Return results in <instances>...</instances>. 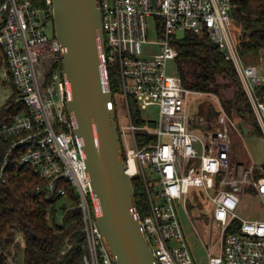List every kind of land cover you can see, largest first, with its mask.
<instances>
[{
  "label": "built area",
  "instance_id": "1",
  "mask_svg": "<svg viewBox=\"0 0 264 264\" xmlns=\"http://www.w3.org/2000/svg\"><path fill=\"white\" fill-rule=\"evenodd\" d=\"M99 5L106 38V50L101 54L104 81L111 89L110 67L116 66L129 115V124L117 119L121 145L128 167L134 163L129 174H141L147 187L151 213L141 216L137 205L135 209L158 263L197 264L178 208L182 203L187 210L190 195L198 198L199 191H204L212 205L208 264H264V218L250 219L239 212L248 192L260 199L264 209V162L236 157L237 139L232 132L242 137L241 121L218 96L215 124L192 110L194 100L207 91L190 88L178 73L169 72V61L179 54L178 33H207L238 69L264 136V70L242 61L239 41L232 32L235 3L99 0ZM151 17L157 23L156 40L149 36ZM49 22H53V0L42 5L34 0H0V88L8 91L12 87L10 93L0 92V109L12 105L20 109L12 121L0 118V145L7 143L0 177L11 158L19 154L21 163L33 166L50 180L51 193H66L58 180L71 183L78 195L89 249L85 263L119 264L97 222L91 178L81 140L74 132L76 119L67 105L70 90L63 72V44L56 33L48 34ZM131 97L141 109L158 105L159 119L147 126L137 125L130 109ZM140 131L146 136L143 144ZM129 133L134 147L129 145ZM147 169L155 176L150 178Z\"/></svg>",
  "mask_w": 264,
  "mask_h": 264
},
{
  "label": "trees",
  "instance_id": "2",
  "mask_svg": "<svg viewBox=\"0 0 264 264\" xmlns=\"http://www.w3.org/2000/svg\"><path fill=\"white\" fill-rule=\"evenodd\" d=\"M44 1L34 0L38 5ZM233 2L234 16L242 26L238 43L240 56L259 52L264 49V0ZM175 42L179 52L175 60L184 84L218 94L223 87L232 86L233 96L223 99L224 106L230 114L235 111L243 120L253 123L256 133L261 134L238 69L233 61L225 57L220 46L207 33L193 31L184 32ZM118 77L119 72L111 66L110 87L113 96L114 81ZM130 109L134 121L142 123L141 108L133 97L130 98ZM19 111V107L13 105L8 110L0 109V118L12 121ZM141 135L143 144L146 136ZM6 151L7 143L3 142L0 145V167ZM58 181L66 188L65 194L51 193L48 189L50 180L40 176L33 166L21 163L19 154L11 158L0 177V264H19L16 260H19L18 254L21 252L22 264H86L87 238L83 215L78 207V195L71 183L64 179ZM132 181L136 205L142 216L144 206L139 202L138 191V183L142 180L135 175ZM16 230L24 235V247L16 241ZM13 246L19 252L12 262L7 254H11Z\"/></svg>",
  "mask_w": 264,
  "mask_h": 264
},
{
  "label": "water",
  "instance_id": "3",
  "mask_svg": "<svg viewBox=\"0 0 264 264\" xmlns=\"http://www.w3.org/2000/svg\"><path fill=\"white\" fill-rule=\"evenodd\" d=\"M56 36L104 241L119 264H159L141 228L135 188L123 154L114 96L104 81L106 50L99 0H53Z\"/></svg>",
  "mask_w": 264,
  "mask_h": 264
},
{
  "label": "rangeland",
  "instance_id": "4",
  "mask_svg": "<svg viewBox=\"0 0 264 264\" xmlns=\"http://www.w3.org/2000/svg\"><path fill=\"white\" fill-rule=\"evenodd\" d=\"M112 1V0H108ZM149 29H150V39L156 40L159 38V33L157 31V23L154 18H149ZM242 26L238 21H234L232 25V32L237 41H239L240 34H241ZM47 32L50 36L55 34V25L54 20L53 22H49L47 25ZM179 36L183 35V32L178 33ZM242 61L244 65L249 64H256L259 67L260 72L264 70V49L260 50L259 52L251 53L244 55L242 57ZM114 71H118L116 66L113 67ZM169 72L177 74L178 73V66L176 60L169 61ZM115 88H114V97H115V107L117 112L118 120H121L122 124H129V115L125 106L123 92L121 88V80L120 76L114 81ZM10 86V85H9ZM1 94H5L6 92H12V87H8L5 89L4 87L0 88ZM234 93V88L232 86L223 87L221 89L220 94L216 92H206L203 96L196 98L193 104V112L196 115H204L216 124L217 116H218V103H217V96L223 101L224 98H231ZM223 103V102H222ZM140 116L143 120L142 123L134 121L137 125H150L151 121H156L159 119V107L158 105H153L150 107L149 110L147 109H140ZM214 110V111H213ZM233 116L239 122V126L242 132V137L238 136L237 133L232 132L233 136L236 137L237 141L235 144V154L236 157L242 160H246L249 162H255L256 164H261L264 162V136L261 134L256 133L254 130L253 123L246 122V120H240V116L234 111ZM142 131L138 133L139 139L141 140L143 136ZM129 138V145L134 147V140L132 134H128ZM123 144L124 148L127 149L126 141L123 136ZM140 168V166H139ZM147 173L149 177H153L151 171L147 169ZM141 178V182L138 183V191H139V199L140 204L144 206L143 208V215L151 213V205L150 199L148 196L147 187L142 179L141 174H138ZM139 182V181H138ZM152 189L155 192L154 185ZM200 197L196 198L193 195H190L187 201V210L185 209L184 204L179 203L178 214L181 221V225L187 239L188 245L193 253L195 261L197 264H208L209 261V250L208 246L210 245V237H211V222L209 218L212 212V205L207 201L206 196L204 195V191H199ZM240 214L243 217H247L250 219L254 218H264V209L262 207L260 199L252 195L248 192L243 201V205L239 210ZM62 219V216H59V220ZM16 241L21 242V245L24 247L26 245L24 235L21 231L16 230ZM218 251L217 247L213 250V253L216 254ZM19 251L12 248L11 254L8 253V260L15 261V255ZM21 252V251H20ZM89 253V249L87 247V254ZM19 260H16L19 264H22L23 254L22 252L18 254Z\"/></svg>",
  "mask_w": 264,
  "mask_h": 264
},
{
  "label": "bare ground",
  "instance_id": "5",
  "mask_svg": "<svg viewBox=\"0 0 264 264\" xmlns=\"http://www.w3.org/2000/svg\"><path fill=\"white\" fill-rule=\"evenodd\" d=\"M133 170H134V163H133V161H131L130 165L128 167V171H129V173H131Z\"/></svg>",
  "mask_w": 264,
  "mask_h": 264
}]
</instances>
